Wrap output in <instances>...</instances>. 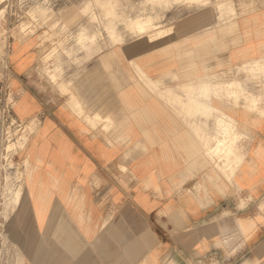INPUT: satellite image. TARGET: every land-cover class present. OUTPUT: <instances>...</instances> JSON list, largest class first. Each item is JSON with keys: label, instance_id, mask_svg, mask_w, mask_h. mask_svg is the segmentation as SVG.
<instances>
[{"label": "crops", "instance_id": "0c3cea01", "mask_svg": "<svg viewBox=\"0 0 264 264\" xmlns=\"http://www.w3.org/2000/svg\"><path fill=\"white\" fill-rule=\"evenodd\" d=\"M250 1L74 54L60 95L22 44L25 264H264V0Z\"/></svg>", "mask_w": 264, "mask_h": 264}, {"label": "rangeland", "instance_id": "374dc122", "mask_svg": "<svg viewBox=\"0 0 264 264\" xmlns=\"http://www.w3.org/2000/svg\"><path fill=\"white\" fill-rule=\"evenodd\" d=\"M208 3L209 0H0V264H25L20 235L24 234L26 216L30 217L26 210L29 198L22 185L26 180L24 168L30 165L25 161L26 150L36 121H24L16 114L11 71V61L19 60L22 44L27 39L32 41L42 64L36 73L60 95L64 74L60 63L74 54L85 52L89 56L120 44L150 39L156 28L177 14ZM240 4L243 9H254L260 0ZM227 8L233 11L231 1Z\"/></svg>", "mask_w": 264, "mask_h": 264}, {"label": "bare ground", "instance_id": "6f19581e", "mask_svg": "<svg viewBox=\"0 0 264 264\" xmlns=\"http://www.w3.org/2000/svg\"><path fill=\"white\" fill-rule=\"evenodd\" d=\"M219 146H220V145H219ZM217 147H218V146H216V148H217ZM219 148H220V147H219ZM222 148H224V149H225V147H224V146H223ZM222 148H221V149H222ZM217 149H218V148H217ZM214 150H215V149H214ZM218 151H219V150H218ZM214 152H215V151H214ZM214 152H213V154H214ZM219 152H220V151H219ZM210 153H211V152H210ZM211 155H212V154H211ZM211 155H210V156H211ZM217 155H218V152H217ZM214 156H216V155H213V157H214ZM217 159H218V158H217ZM214 160H216V159H214ZM219 161H220V160H218V162H219Z\"/></svg>", "mask_w": 264, "mask_h": 264}]
</instances>
